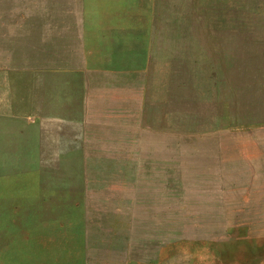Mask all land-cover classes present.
<instances>
[{
	"label": "rangeland",
	"instance_id": "374dc122",
	"mask_svg": "<svg viewBox=\"0 0 264 264\" xmlns=\"http://www.w3.org/2000/svg\"><path fill=\"white\" fill-rule=\"evenodd\" d=\"M0 264H264V0H0Z\"/></svg>",
	"mask_w": 264,
	"mask_h": 264
}]
</instances>
